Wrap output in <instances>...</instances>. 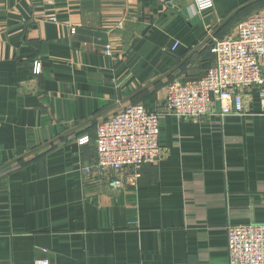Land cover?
<instances>
[{
  "label": "crops",
  "instance_id": "obj_1",
  "mask_svg": "<svg viewBox=\"0 0 264 264\" xmlns=\"http://www.w3.org/2000/svg\"><path fill=\"white\" fill-rule=\"evenodd\" d=\"M251 1L197 12L193 0H0V168L60 137L0 170V264H228L225 228L264 223L258 89L243 90L242 117H220L216 103L201 117L162 116V157L133 182L94 166L96 124L124 105L90 120L179 65L131 100L164 110L167 81L201 77L216 35L184 59Z\"/></svg>",
  "mask_w": 264,
  "mask_h": 264
},
{
  "label": "built area",
  "instance_id": "obj_2",
  "mask_svg": "<svg viewBox=\"0 0 264 264\" xmlns=\"http://www.w3.org/2000/svg\"><path fill=\"white\" fill-rule=\"evenodd\" d=\"M193 2L197 12L213 6L212 0ZM212 41V65L198 79L167 83L164 110L147 111L142 104L128 103L97 122L94 166L98 171H127V181L133 182L142 165L160 161L159 125L164 115L184 119L201 117L211 113V107L216 103L220 117H242L246 114L242 92L248 87H256L264 103V7L244 18L234 37ZM177 46L175 43L171 52ZM103 53L110 56L111 46L106 45ZM34 70L39 73L38 63ZM76 142L82 146L90 140L81 137ZM113 184L120 187L124 183L115 180ZM225 230L228 264H264V223L228 225ZM34 264L52 263L48 259H39Z\"/></svg>",
  "mask_w": 264,
  "mask_h": 264
},
{
  "label": "water",
  "instance_id": "obj_3",
  "mask_svg": "<svg viewBox=\"0 0 264 264\" xmlns=\"http://www.w3.org/2000/svg\"><path fill=\"white\" fill-rule=\"evenodd\" d=\"M260 1H262V0H253V1H251V2H249V3H247L246 5H244V6H241V7H239L238 9H236L235 11H233V12H231L229 15H227V17H225V19L220 23V25H218V27L214 30V31H212L197 47H196V49H194L185 59H184V61L185 60H187L192 54H194L196 51H198L201 47H203L204 45H206L223 27H225L226 26V24L232 19V18H234L240 11H242L243 9H245V8H247V7H249V6H251V5H253V4H256V3H258V2H260ZM184 61H182V62H184ZM179 66V65H178ZM178 66L177 67H175L174 69H172L171 71H169L168 73H165V74H163V75H161L160 77H157L155 80H153V81H151L150 83H148L147 85H145L144 87H142V88H140V89H138L137 91H135V92H133L131 95H129L128 97H126V98H124V99H122V100H120L118 103H116V105H114L112 108H110V109H108V110H106V111H104V112H102V113H100L99 115H97V116H95L92 120H90V121H94V120H96V119H98L99 117H101L102 115H105V114H107V113H109V112H111L112 110H114V109H116V108H118V107H120V106H123V105H126V104H128V103H130V101L132 100V99H134L137 95H139L141 92H143L144 90H146V89H149L150 87H152V86H154V85H156L157 83H159V82H161V81H163L164 79H166L167 77H169V76H171L172 74H173V72L178 68ZM69 133V132H68ZM60 139V137L59 138H57V139H53L52 141H49L48 143H46L45 145H43V146H41V147H39V148H37V149H35L34 151H32L31 153H28V154H26V155H22L21 157H19L18 159H15L14 161H12L11 163H9V164H7V165H5L4 167H2V168H0V170L1 169H4V168H6V167H9V166H11L12 164H14V163H16V162H18V161H20V160H22V159H24V158H26V157H28L29 155H31V154H34V153H36V152H38V151H41V150H43V149H45V148H47L48 146H50L51 144H53V143H55L56 141H58Z\"/></svg>",
  "mask_w": 264,
  "mask_h": 264
},
{
  "label": "trees",
  "instance_id": "obj_4",
  "mask_svg": "<svg viewBox=\"0 0 264 264\" xmlns=\"http://www.w3.org/2000/svg\"><path fill=\"white\" fill-rule=\"evenodd\" d=\"M264 5V4H263ZM261 6V8L262 7H264V6ZM249 16V15H248ZM247 16H245V18H246ZM224 37H228V36H226L225 35V29L223 28V29H221L217 34H216V36H215V39H221V38H224ZM212 43H213V41H210V43H209V49H208V51L210 52V50H211V46H212ZM171 51V50H170ZM212 63H213V61H212ZM212 65V64H211ZM205 73V72H204ZM200 78V77H199ZM198 79V78H197ZM173 81V80H172ZM172 81H167L168 83H170V82H172ZM167 84V83H166ZM131 104H142L144 107H145V109L147 110V111H152V110H154V109H151V108H149V107H146V105H144L143 103H141V101H139V100H133V101H131L130 102ZM93 142H94V140H93Z\"/></svg>",
  "mask_w": 264,
  "mask_h": 264
}]
</instances>
